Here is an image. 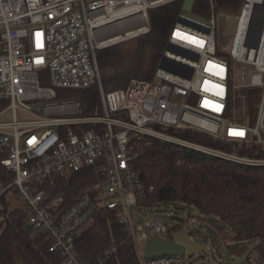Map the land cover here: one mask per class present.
Segmentation results:
<instances>
[{"label": "built area", "instance_id": "obj_1", "mask_svg": "<svg viewBox=\"0 0 264 264\" xmlns=\"http://www.w3.org/2000/svg\"><path fill=\"white\" fill-rule=\"evenodd\" d=\"M173 1L0 0V164L13 175L0 183V198L14 191L27 225L48 241V251L61 264H104L116 251L111 246L88 262L75 249L83 229L104 208L116 211L139 264H185L186 256H144L150 235L172 239L181 228L173 231L157 219L134 223L132 209L143 190L133 162L152 140L264 165L262 158L240 157L168 132L193 130L264 149V0L243 1L229 53L218 48L215 10L206 21L179 13L154 76L103 89L99 51L148 33V11ZM136 17L139 24L109 34ZM92 86L98 91L93 109L61 92ZM250 90H257L252 99ZM87 167H95L100 178L95 194L64 207L62 194L47 192L53 178L68 180ZM238 264H264V253L252 248Z\"/></svg>", "mask_w": 264, "mask_h": 264}, {"label": "trees", "instance_id": "obj_2", "mask_svg": "<svg viewBox=\"0 0 264 264\" xmlns=\"http://www.w3.org/2000/svg\"><path fill=\"white\" fill-rule=\"evenodd\" d=\"M244 0H195L193 12L208 18L210 10L236 15ZM183 0L152 8L148 11L150 31L140 38L136 56L128 63L116 46L99 51L98 64L103 70L105 91L123 88L130 79H151L159 66L168 43L169 33L177 21ZM212 3V6H211ZM149 52L150 60L142 58ZM108 68L113 69L108 75ZM65 91V92H64ZM64 95L76 96L89 109L97 102L96 86L85 90L66 91ZM257 90L248 92L249 98ZM253 115L255 109L250 106ZM252 122V121H251ZM171 134L210 147L224 149L234 142H221L211 136L193 130H168ZM240 151L247 157L261 158L264 150L256 145H245ZM138 171L143 195L138 206L154 210L164 202H183L195 207L203 215L215 216L219 230L228 227L235 242L227 244L230 254H237L242 261L248 253L246 245L238 242L256 240L254 249L264 253V165H248L160 140L151 144L133 162ZM12 173L0 164V183L7 184ZM95 167H87L71 174L68 180L53 178L45 185L52 195H63L62 206L67 207L85 193H94V184L100 182ZM152 190L149 191V187ZM4 196L0 198V262L2 264H61L60 257L48 251V241L33 234L27 225L25 212L10 209ZM137 206V207H138ZM94 223L76 239L75 249L86 261L93 262L111 246L116 251L104 264H139L131 237L126 227L117 221L116 211L100 209L93 218ZM225 225V226H224ZM180 226H172L177 230ZM193 235L198 232L189 229ZM237 263V264H238Z\"/></svg>", "mask_w": 264, "mask_h": 264}, {"label": "rangeland", "instance_id": "obj_3", "mask_svg": "<svg viewBox=\"0 0 264 264\" xmlns=\"http://www.w3.org/2000/svg\"><path fill=\"white\" fill-rule=\"evenodd\" d=\"M140 22V19H138L137 17L136 19L123 20L120 25L114 26L112 30H110L109 34L118 33L119 31H122L125 28L127 29L133 27ZM215 25L217 36L222 37V42L218 44V48L224 53H229L232 43V36L236 29L235 15L216 12ZM144 35H140L113 45L116 46L121 52L124 62L128 63L132 58L136 56V51L140 46L139 40L140 38L144 37ZM143 56L146 59V62H149V52L144 51L142 58ZM101 70L103 69L100 68L102 82L103 72ZM112 70L113 69L108 68L105 72V75H108ZM248 111L253 118L255 113H253L252 115L250 113V110ZM222 150L227 153L246 158V156H242L240 153V151L243 150V146L228 144ZM261 158L264 159V156H261ZM96 184H94L92 187L96 188ZM4 199H6L5 201L8 202L10 209L19 208V199L13 190L8 191L6 195H4ZM132 213L135 224L145 225L148 222L157 219L161 223H165L169 226H180L181 229H185L187 231L186 237L189 240L204 244L206 246L207 251L205 253H198L189 257H185V264H237L241 259L239 255L230 254L227 252L226 245L235 242L231 239V235H233L231 230L224 225L225 233H222V231H220L218 227L219 221L215 216L203 215L193 206H189L187 204H184L183 202H164L154 210H151L144 206H135L132 209ZM93 223L94 221L92 220L83 229V231H85L86 228L91 226ZM189 229H194L198 233L193 235L189 232ZM255 243L256 240L238 242V244L240 245H246L248 249H252Z\"/></svg>", "mask_w": 264, "mask_h": 264}, {"label": "water", "instance_id": "obj_4", "mask_svg": "<svg viewBox=\"0 0 264 264\" xmlns=\"http://www.w3.org/2000/svg\"><path fill=\"white\" fill-rule=\"evenodd\" d=\"M194 3L195 0H183L180 14L199 21H206L205 18L198 16L193 12ZM262 19L260 20V24L258 21L256 22V25L259 24V28H261ZM186 234L187 231L185 229H179L174 233L172 239L150 235L144 243V256L146 258L157 257L160 255L189 257L207 251L204 244L189 240L186 237Z\"/></svg>", "mask_w": 264, "mask_h": 264}, {"label": "bare ground", "instance_id": "obj_5", "mask_svg": "<svg viewBox=\"0 0 264 264\" xmlns=\"http://www.w3.org/2000/svg\"><path fill=\"white\" fill-rule=\"evenodd\" d=\"M113 35H114V34H113ZM235 132H237V133H243V131H239V130H238V131H235Z\"/></svg>", "mask_w": 264, "mask_h": 264}, {"label": "crops", "instance_id": "obj_6", "mask_svg": "<svg viewBox=\"0 0 264 264\" xmlns=\"http://www.w3.org/2000/svg\"><path fill=\"white\" fill-rule=\"evenodd\" d=\"M249 250V249H248Z\"/></svg>", "mask_w": 264, "mask_h": 264}]
</instances>
